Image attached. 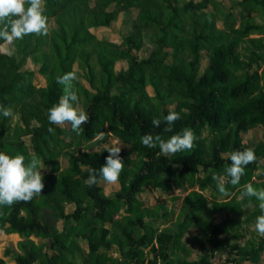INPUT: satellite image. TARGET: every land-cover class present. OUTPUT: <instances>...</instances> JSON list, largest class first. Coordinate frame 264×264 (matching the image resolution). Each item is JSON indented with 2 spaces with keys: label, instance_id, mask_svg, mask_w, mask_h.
<instances>
[{
  "label": "trees",
  "instance_id": "1",
  "mask_svg": "<svg viewBox=\"0 0 264 264\" xmlns=\"http://www.w3.org/2000/svg\"><path fill=\"white\" fill-rule=\"evenodd\" d=\"M112 3L115 9L108 10ZM238 5L240 23L235 28L233 12L217 0H45V15L55 21L49 34L27 35L12 42L11 53L0 51V103L22 121L8 133L4 124L8 117L0 115V151L24 155L26 163L35 155L52 170L42 174L41 195L10 207L0 205V231L23 237L18 241V264H247L244 259L264 264V237L253 231L238 242L244 235L242 225L261 215L259 201L241 195L244 185L264 189V182L253 181L264 158V0H240ZM131 7L137 9V17L120 45L91 31L111 26L120 8ZM220 19L224 27L219 26ZM146 29L157 51L172 48L170 58L133 52L144 44ZM204 55L208 63L202 70ZM29 58L46 77L41 90L33 85V73L24 69ZM122 59L127 65L117 70ZM70 71L89 82V87L79 79L75 82L78 105L82 102L89 116L80 135L47 119L48 109L63 94L56 77ZM169 111L180 115L172 131H165L164 123L154 127L152 120ZM258 126L262 141L246 139ZM185 128L195 136L190 151L164 156L158 146L147 148L140 142L145 134L166 140ZM105 131L130 146L120 152L124 168L114 197L100 183L92 187L84 183L89 169L98 174L109 153L81 145ZM205 131L211 134L208 147ZM25 136L30 137L34 154ZM247 148L254 150L256 160L246 166L239 185L226 182V199L209 200L192 191L170 225L155 227L161 212L168 215L166 206H145L140 192L162 179L169 189L188 184L220 193L213 175L226 174L229 154ZM65 150L68 166L60 169L58 157ZM67 204L73 208L67 209ZM122 208L125 212L118 216ZM222 210L236 215L219 221L216 215ZM193 227L198 228L194 240L206 251L197 258H190L184 241ZM32 236L47 240L37 243ZM79 239L87 241L82 252L75 244ZM220 248L230 253L223 261L218 259ZM111 249L119 257L111 255ZM0 264L11 263L0 257Z\"/></svg>",
  "mask_w": 264,
  "mask_h": 264
},
{
  "label": "clouds",
  "instance_id": "2",
  "mask_svg": "<svg viewBox=\"0 0 264 264\" xmlns=\"http://www.w3.org/2000/svg\"><path fill=\"white\" fill-rule=\"evenodd\" d=\"M50 31L49 18L45 15V0H0V41L12 43L23 39L27 35L47 36ZM78 76L75 71L57 76L56 82L62 86L63 94L56 104L48 109L47 119L50 124L63 127L69 126L77 135L81 134L82 126L88 120V114L78 107L79 97L75 90ZM0 115L13 117L10 107L0 103ZM180 119L179 113L169 111L166 116L154 118L152 124L159 128L166 125L165 131L171 132L173 125ZM54 132L53 128L48 129ZM104 132L95 134L93 139L103 137ZM195 136L190 129H183L180 133L163 139L160 135L145 134L140 142L147 148L159 147L164 156L175 155L179 152L190 151L194 146ZM109 155L105 164L97 170L89 169V176L84 183L92 187L101 181L107 185L116 184L123 171L124 163L120 157L121 145L106 149ZM230 166L226 168L225 180L223 175H213L216 187L222 194H227L226 182L235 187L240 184L248 164L255 162V152L251 148L237 150L229 154ZM40 160L32 155L26 163V157L21 154L15 156L0 151V205L12 206L18 202H30L41 195L45 185L40 170ZM99 175V179H98ZM242 196L255 197L259 201L261 215L256 217L255 232L264 237V189H256L251 183L244 185Z\"/></svg>",
  "mask_w": 264,
  "mask_h": 264
},
{
  "label": "rangeland",
  "instance_id": "3",
  "mask_svg": "<svg viewBox=\"0 0 264 264\" xmlns=\"http://www.w3.org/2000/svg\"><path fill=\"white\" fill-rule=\"evenodd\" d=\"M92 2L94 0H91ZM196 2H200V0H194ZM220 5L225 10H231L233 12V16L235 19V28L239 27L240 23V15H241V7L238 5V2L240 0H217ZM116 3L110 4L108 7V10L115 9ZM209 9H211V6H208ZM118 17L117 20L112 23L111 26H96L92 27L91 31L96 34V36L100 39L111 41L116 45H120L124 38L127 37L130 32L133 30V25L135 23V19L137 17V9L135 8H129V9H124L120 8L119 12L117 13ZM50 27L55 25L54 19L49 20ZM224 21L222 19L219 20V26L224 27ZM144 35V44H142V47L139 50H133V52L140 56V57H149L151 55H158V56H168L169 58L172 56V48L171 47H165L164 49L157 51L155 49V43L153 42V35L150 30H144L143 32ZM251 36H258V34H252ZM13 49V44L12 43H2L0 45V51L6 52V53H11ZM206 54V53H205ZM208 63V58L206 55H204L202 62H201V67L202 70L206 67ZM127 65V61L125 59L120 60L117 63V70H120L123 66L125 67ZM24 69L28 70V72L33 73L34 76V82L33 85L40 89L45 87L46 85V77L39 72V65H36L33 63V60L29 58L24 65ZM76 70H79L76 67ZM83 85L86 87H89V82L86 80L85 77L79 76L78 78ZM146 90L148 93H150L152 96L153 94L151 86H147ZM78 107L82 110V102ZM21 119L18 114H15L13 112V117H8L5 121V127L6 131L8 133H13L14 129L16 127L21 126ZM64 128H68L69 126L65 125L63 126ZM211 134L207 131H205V134L203 135V138L205 139V144L208 147V143L210 141ZM246 139H254L256 142H261L262 141V132H261V126H258L251 130L249 133L246 134ZM25 141L29 147V150L32 154H34L33 147L31 145L30 137L25 136ZM65 139L67 141H72L73 139L71 136H66ZM121 145V150L126 149L129 150L130 146L123 141H120L117 137H115L113 134H111L108 131L104 132L103 137H99L96 139H93L90 142L87 143H82L81 149H88L91 151H101L103 149H107L108 147L112 146H119ZM209 151V148H207ZM67 150L63 151L62 154L58 157L59 159V165L60 169H64L65 167L68 166L69 162V156L66 152ZM137 153L133 152V157H136ZM40 170L41 173H48L52 172L51 168L47 164H43V162L40 163ZM255 176L253 177V181L256 182H264V158L262 162L260 163V166H258L255 169ZM203 175V173H200V177ZM218 175H223L225 176V180L227 179V176L225 173H218ZM168 183H172V181H169ZM102 187L104 188L105 193L110 195L111 197H114L117 190L120 188L119 183L117 182L116 184L113 185H107L103 183L102 181L100 182ZM192 191H197V192H202L209 200H224L226 199V195L222 193H215L211 187H207L205 189L200 188V185H196L195 187H190V185L186 184L185 187H178L173 185L172 188L167 187V182H164L162 179L158 181L157 185L153 187H148L144 191L140 192L138 194V197L143 200V204L145 206H150V208L162 204L166 206V209L168 211V215H164V213L161 212V215L157 218L156 221H154L155 227L162 229V227L166 225H170V223L175 220L180 213L181 205L183 204L184 198L191 193ZM231 199V198H228ZM67 209H72L73 206L70 204H67ZM245 206V205H244ZM121 213L118 214V216H121L125 212V209L122 208ZM233 217L236 215V212L233 211H227V210H222L219 211L216 215L217 220L222 221L224 218L227 216ZM117 216V217H118ZM254 222H250L249 224L244 223L242 225V230L244 231V235H242L238 242L243 243L245 241V238L249 235L254 230ZM58 225L60 228L63 226V221L59 220ZM198 233V228H190V230L187 231L186 236H185V245L187 250H189V255L190 258H197L198 256L201 255V253H205L206 251L202 248H199L196 241L194 240V237ZM224 235H227L226 233ZM23 237L18 233V232H9L5 229L0 231V257H4L7 261H9L11 264H18L16 261V255L20 251L18 248V241L22 239ZM32 238L35 240L37 243H42L46 241V238H39L32 236ZM86 240L85 239H79L76 240L75 244L80 246V251L86 249ZM109 253L115 257H119L118 252L116 249H111ZM218 259L223 261L226 256H230V253L228 250L223 249H218ZM263 260H264V252H263ZM244 263H251L250 260H243Z\"/></svg>",
  "mask_w": 264,
  "mask_h": 264
}]
</instances>
